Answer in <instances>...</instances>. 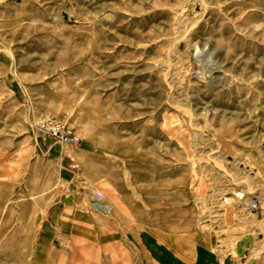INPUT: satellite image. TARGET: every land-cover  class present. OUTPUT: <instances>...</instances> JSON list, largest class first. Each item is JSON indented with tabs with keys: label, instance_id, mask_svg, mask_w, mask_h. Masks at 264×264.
<instances>
[{
	"label": "rangeland",
	"instance_id": "1",
	"mask_svg": "<svg viewBox=\"0 0 264 264\" xmlns=\"http://www.w3.org/2000/svg\"><path fill=\"white\" fill-rule=\"evenodd\" d=\"M218 261L264 264V0H0V264Z\"/></svg>",
	"mask_w": 264,
	"mask_h": 264
},
{
	"label": "built area",
	"instance_id": "2",
	"mask_svg": "<svg viewBox=\"0 0 264 264\" xmlns=\"http://www.w3.org/2000/svg\"><path fill=\"white\" fill-rule=\"evenodd\" d=\"M38 131L43 137L56 141L60 145H74L78 140L69 131H65L63 125L54 121H42L38 125ZM216 264L223 263L218 261Z\"/></svg>",
	"mask_w": 264,
	"mask_h": 264
},
{
	"label": "bare ground",
	"instance_id": "3",
	"mask_svg": "<svg viewBox=\"0 0 264 264\" xmlns=\"http://www.w3.org/2000/svg\"><path fill=\"white\" fill-rule=\"evenodd\" d=\"M95 207H96L97 209H101V208H102V206H101L99 203H96V204H95Z\"/></svg>",
	"mask_w": 264,
	"mask_h": 264
}]
</instances>
